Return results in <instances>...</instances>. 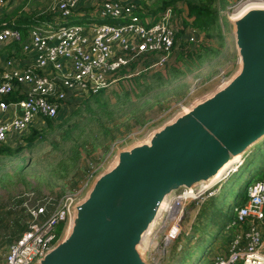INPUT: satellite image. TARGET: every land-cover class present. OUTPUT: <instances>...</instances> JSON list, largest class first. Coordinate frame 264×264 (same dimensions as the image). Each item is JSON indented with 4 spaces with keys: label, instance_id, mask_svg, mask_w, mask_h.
<instances>
[{
    "label": "rangeland",
    "instance_id": "374dc122",
    "mask_svg": "<svg viewBox=\"0 0 264 264\" xmlns=\"http://www.w3.org/2000/svg\"><path fill=\"white\" fill-rule=\"evenodd\" d=\"M52 1L17 0L5 9L17 19L23 8L38 16L53 15L49 10ZM252 2L264 0H177L170 5L177 35L183 34L165 66L123 78L97 93L73 95L63 102L60 116L52 124L41 120L9 143L13 155H0V216L5 221L26 220L18 201L26 191L57 197L88 186L113 164L118 150L145 140L188 103L213 91L224 77L236 74L240 67L229 13L238 7L233 14L239 13ZM190 4L204 6L216 22L203 29L196 26ZM77 12L61 20L62 24L89 22ZM97 18L98 24L123 21L112 22L98 14ZM189 35L195 40H189ZM33 129L36 135H32ZM251 149L245 165L230 176L216 197L202 205L186 204L182 233L164 250H150V264H212L215 256L226 255L228 248L223 247L235 231V226L226 227L234 217V207L247 197L248 186L264 180V140ZM258 226L264 231L263 223ZM7 246L6 238H0V264Z\"/></svg>",
    "mask_w": 264,
    "mask_h": 264
},
{
    "label": "built area",
    "instance_id": "2783aa9c",
    "mask_svg": "<svg viewBox=\"0 0 264 264\" xmlns=\"http://www.w3.org/2000/svg\"><path fill=\"white\" fill-rule=\"evenodd\" d=\"M85 1L53 0L49 10L55 21L29 27L27 37L6 24L0 30V47L19 43L24 53L34 56L29 65L10 56L5 67L0 66V143L14 142L41 119L56 120L63 102L73 95L97 93L123 78L161 68L171 58L177 38L173 6L158 18L150 15L152 19H144L135 3L100 0L96 11L101 18L123 21L62 24L61 20L73 15ZM8 4L9 0H0V11ZM189 40L194 41V36L189 35ZM48 68L53 73L46 72ZM11 95L17 99H10ZM250 154L236 160L211 185L183 186L169 196L153 235L151 253L164 250L182 233L186 204L202 205L216 197ZM89 185L59 199L24 192L20 198L28 216L27 229L11 242L2 264H35L44 257L60 238L72 207ZM247 197L246 203L234 207V217L226 225L227 229L235 226L226 255L215 256L212 264H264L263 234L258 226L264 219V180L248 186Z\"/></svg>",
    "mask_w": 264,
    "mask_h": 264
},
{
    "label": "water",
    "instance_id": "95a60500",
    "mask_svg": "<svg viewBox=\"0 0 264 264\" xmlns=\"http://www.w3.org/2000/svg\"><path fill=\"white\" fill-rule=\"evenodd\" d=\"M229 20L239 71L145 140L118 150L72 207L54 247L35 264H150L169 196L183 186L208 185L221 173L219 179L228 162L264 140V8L240 17L229 13Z\"/></svg>",
    "mask_w": 264,
    "mask_h": 264
},
{
    "label": "trees",
    "instance_id": "16d2710c",
    "mask_svg": "<svg viewBox=\"0 0 264 264\" xmlns=\"http://www.w3.org/2000/svg\"><path fill=\"white\" fill-rule=\"evenodd\" d=\"M162 2V3H161ZM161 2H159L158 4L161 3V5H159L157 7V9L155 8H146V10H148L149 14H156L160 11L165 10L168 6L170 5H174L177 4V0H162ZM22 6L25 7V3L22 4ZM147 7V5H145ZM7 9H3L0 11V30L4 27V23H6V26L11 27V28H15V29H19L22 33L24 37H27L28 34V29L29 27L35 25V24H39L41 22L44 21H53L54 17L53 15H40L38 16L37 13H28L27 11L24 10V8L22 9L21 15L19 17V19L14 18V15L6 13ZM189 10L191 15H194L196 17V26H199L200 28H204L206 25H210V23L212 22L215 23L216 22V18L214 16V14H212V12L209 13L208 9H206L204 6H200V5H193L190 4L189 5ZM213 18V19H212ZM110 21L114 22L113 19H109ZM120 22V21H118ZM183 34V31H180V33H178L177 35V39H179V36ZM182 38V37H181ZM180 38V39H181ZM181 44H183L181 42ZM16 47H20L19 43H15L13 44ZM10 99L15 100L17 99V97L15 95H11L9 96ZM47 121L52 124V122L54 121L53 119H47ZM34 132L32 135H36L37 133L35 132L36 130L33 129ZM28 140H32L33 137H27ZM8 143V144H7ZM7 143H0V155H13L14 151L11 147H8L10 144H12V142H7ZM10 143V144H9ZM79 182V179L76 180L74 183L75 185ZM62 194L57 195L56 199L61 198ZM246 197L241 204L246 203L247 201ZM20 202V208L24 211L25 215H26V211L24 207H21V204L23 202V200L20 198V200H18ZM234 216V215H233ZM233 219V217H232ZM231 219V220H232ZM11 219L5 221L3 216H0V228L3 227L4 228V234L2 233V235H0V238L4 237L6 238V242L10 243L12 242L14 239L18 238L22 232H24V230L27 229V221H28V216L26 215V220L23 217H16L15 220H12L10 223ZM61 226H60V231H61ZM4 241L3 239H1V244H3ZM242 264V263H239Z\"/></svg>",
    "mask_w": 264,
    "mask_h": 264
},
{
    "label": "crops",
    "instance_id": "0c3cea01",
    "mask_svg": "<svg viewBox=\"0 0 264 264\" xmlns=\"http://www.w3.org/2000/svg\"><path fill=\"white\" fill-rule=\"evenodd\" d=\"M15 1H17V0H9L8 7H10V5L13 2H15ZM119 1H121V2H123L125 4L135 3L139 7V14L144 19L151 18L150 15L153 16L154 18H158L160 16V14L164 11V10L163 11H160V12H158L156 14H152V13L149 14L148 10H146V8H152L153 9L154 6L156 4L158 5V3L161 2L162 0H157V1L156 0H119ZM99 3H100V0H88V1H85V2L81 3L79 5L78 9H77L78 10L77 15H79L81 17H86L85 20H88V21H96V20H98L96 8L98 7V4ZM145 5H147V7ZM41 15H43V14H41ZM10 56L19 57L20 59L18 61L22 65H29V64H31L34 61L33 54L32 53H24L23 50H22L21 45H20V47L19 46L16 47L15 45H9V46H5V47H0V66L5 67V61H6L7 57H10ZM46 72L53 73L52 72V69H50V68L46 69ZM11 113H13V112L11 111ZM59 116H60V113H59ZM41 120H46V119H41ZM41 120H39L38 122L39 123L42 122ZM260 223H263L264 224V219H262L260 221ZM262 234H263V245H264V231H262ZM234 235H235V232L234 233H231L230 235H228V242L227 243L229 245H230V242L233 239ZM10 244H11V242L8 243L7 250L9 248V245ZM228 244H226V246H224L223 248L224 249L229 248L228 247L229 246Z\"/></svg>",
    "mask_w": 264,
    "mask_h": 264
},
{
    "label": "bare ground",
    "instance_id": "6f19581e",
    "mask_svg": "<svg viewBox=\"0 0 264 264\" xmlns=\"http://www.w3.org/2000/svg\"><path fill=\"white\" fill-rule=\"evenodd\" d=\"M253 8H264V2H259V3H256V2H252V3H249L247 4L246 6H244L239 13H236V14H233L234 17H240L242 16L243 14H245L247 11H249L250 9H253ZM234 159V158H233ZM232 159V160H233ZM231 160V161H232ZM232 162H228L225 166H227L229 164V166H232L231 164ZM224 166V167H225ZM223 170V169H222ZM225 170V169H224ZM221 173H219L217 176H215V178L211 179V181L209 183H207L208 185H211L213 182L217 181L218 177L220 176ZM206 185V184H205Z\"/></svg>",
    "mask_w": 264,
    "mask_h": 264
}]
</instances>
